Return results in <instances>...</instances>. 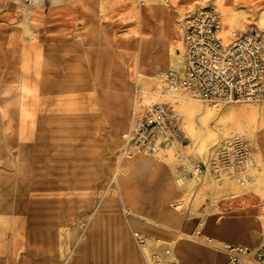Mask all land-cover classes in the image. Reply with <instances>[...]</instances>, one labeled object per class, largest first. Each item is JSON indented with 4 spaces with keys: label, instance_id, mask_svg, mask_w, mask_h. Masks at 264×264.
Returning <instances> with one entry per match:
<instances>
[{
    "label": "rangeland",
    "instance_id": "obj_1",
    "mask_svg": "<svg viewBox=\"0 0 264 264\" xmlns=\"http://www.w3.org/2000/svg\"><path fill=\"white\" fill-rule=\"evenodd\" d=\"M204 6L223 42L264 37V0H0V264H225L264 243V102L160 90ZM152 104L177 136L124 149Z\"/></svg>",
    "mask_w": 264,
    "mask_h": 264
},
{
    "label": "built area",
    "instance_id": "obj_2",
    "mask_svg": "<svg viewBox=\"0 0 264 264\" xmlns=\"http://www.w3.org/2000/svg\"><path fill=\"white\" fill-rule=\"evenodd\" d=\"M219 27L220 19L212 6L198 8L186 15L183 21V67L163 71L160 90L171 95L182 92L214 105L264 102V37L250 26L231 41L223 42L217 36ZM178 128L177 116L169 105L152 104L125 133L124 149L132 144L155 151L175 138ZM225 146L244 151L239 137L228 140L222 147ZM225 248V264H264V243L252 246L227 244ZM62 264L69 263L64 260Z\"/></svg>",
    "mask_w": 264,
    "mask_h": 264
},
{
    "label": "bare ground",
    "instance_id": "obj_3",
    "mask_svg": "<svg viewBox=\"0 0 264 264\" xmlns=\"http://www.w3.org/2000/svg\"><path fill=\"white\" fill-rule=\"evenodd\" d=\"M245 13V12H244ZM178 49V48H177ZM161 60V58L160 57H157L156 59H154V61H153V63L154 64H157V63H159V61ZM214 106V105H213ZM241 107H239V109H240ZM236 111H238V110H236V109H234L233 110V113L234 112H236ZM230 111H226L225 113H224V115L226 116V117H229V115H230ZM199 120V119H198ZM199 123L201 124V126L203 127V133H200V131H198V132H196V134L199 136V137H204V136H208V135H211V133H212V130L208 127V123L205 121V120H199ZM192 127H193V129H194V125H193V123H192ZM194 131H195V129H194ZM229 131H228V124H224L223 125V131H222V133L223 134H227Z\"/></svg>",
    "mask_w": 264,
    "mask_h": 264
}]
</instances>
